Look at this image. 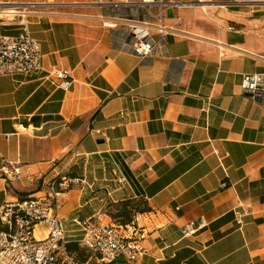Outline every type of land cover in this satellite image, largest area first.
<instances>
[{"label": "crops", "instance_id": "0c3cea01", "mask_svg": "<svg viewBox=\"0 0 264 264\" xmlns=\"http://www.w3.org/2000/svg\"><path fill=\"white\" fill-rule=\"evenodd\" d=\"M124 2H30L42 69L0 76V208L43 196L68 170L81 181L58 197L70 242L83 236L78 223L115 222L111 204L144 200L150 211L130 224L144 253L132 264H264V102L242 89L244 75L264 74V6L168 9L165 55L142 62L124 28L99 20ZM16 24L0 34L16 35ZM53 71L68 74L69 89ZM8 163L18 182L3 176ZM88 253L82 264L95 263Z\"/></svg>", "mask_w": 264, "mask_h": 264}, {"label": "built area", "instance_id": "2783aa9c", "mask_svg": "<svg viewBox=\"0 0 264 264\" xmlns=\"http://www.w3.org/2000/svg\"><path fill=\"white\" fill-rule=\"evenodd\" d=\"M5 5L0 3V24L5 25L17 17L19 21L16 25L20 29L16 35L0 34V76L36 75L42 69V55L40 45L31 35L27 19L30 8L35 4H27L24 13L14 16L5 13ZM123 5L124 12L103 16L99 20L111 30L124 28L131 53L143 62L165 55L166 37L172 31L164 23L168 9L185 6L205 9L211 5L219 8L260 7L264 6V0H139L137 3L125 0ZM51 75L55 76L61 89L67 90L73 83L65 71H53ZM242 89L252 99L264 102V74L244 75ZM97 134L100 132L97 131ZM1 172L12 182L20 180V167L13 163L4 165ZM80 182V179L69 176L66 170L44 182L46 193L43 196L5 200L0 208V224L4 227L0 231V264H82L67 251V237L58 201L60 194ZM234 214L237 223L242 225V213L235 211ZM38 224L47 227L43 239L34 235ZM78 225L83 230L79 244L95 258L94 264H115L119 258L132 264L144 253L142 235L132 225L92 220ZM204 226L203 219H199L187 225L185 235L195 234Z\"/></svg>", "mask_w": 264, "mask_h": 264}, {"label": "trees", "instance_id": "16d2710c", "mask_svg": "<svg viewBox=\"0 0 264 264\" xmlns=\"http://www.w3.org/2000/svg\"><path fill=\"white\" fill-rule=\"evenodd\" d=\"M149 211L150 208L144 200H126L111 204L107 214L116 223L126 226L134 222L137 214H143ZM3 229L4 227L0 224V231ZM66 248L69 255L74 256L78 261H86L90 257V254L79 246L78 241L70 242L67 239Z\"/></svg>", "mask_w": 264, "mask_h": 264}, {"label": "rangeland", "instance_id": "374dc122", "mask_svg": "<svg viewBox=\"0 0 264 264\" xmlns=\"http://www.w3.org/2000/svg\"><path fill=\"white\" fill-rule=\"evenodd\" d=\"M34 0H0V3L3 4H9V5H17V7L19 8V12H24L25 9H27V4H29L30 2H32ZM131 3H136V0H127ZM229 10H243V7H229ZM218 10V9H217ZM216 11V10H214ZM221 10L217 11L220 12ZM18 22V18H14V19H10L9 22ZM8 22V21H6ZM1 27H3V25L0 24ZM231 26H233V28L235 29H240L241 25L239 24V22H234L231 24ZM46 232H47V227L45 224H38L37 227L35 228L34 231V235L37 239H43L46 236Z\"/></svg>", "mask_w": 264, "mask_h": 264}, {"label": "bare ground", "instance_id": "6f19581e", "mask_svg": "<svg viewBox=\"0 0 264 264\" xmlns=\"http://www.w3.org/2000/svg\"><path fill=\"white\" fill-rule=\"evenodd\" d=\"M4 8H5V13L8 15V16H14V15H16V14H18V13H20L19 12V10H17V5H9V4H6L5 6H4Z\"/></svg>", "mask_w": 264, "mask_h": 264}]
</instances>
